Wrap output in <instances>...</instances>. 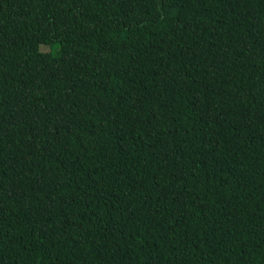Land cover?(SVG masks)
I'll return each instance as SVG.
<instances>
[{
  "label": "trees",
  "instance_id": "trees-1",
  "mask_svg": "<svg viewBox=\"0 0 264 264\" xmlns=\"http://www.w3.org/2000/svg\"><path fill=\"white\" fill-rule=\"evenodd\" d=\"M0 264H264V0H0Z\"/></svg>",
  "mask_w": 264,
  "mask_h": 264
},
{
  "label": "rangeland",
  "instance_id": "rangeland-1",
  "mask_svg": "<svg viewBox=\"0 0 264 264\" xmlns=\"http://www.w3.org/2000/svg\"><path fill=\"white\" fill-rule=\"evenodd\" d=\"M42 50H43V51H49V50H50L49 45H43V46H42Z\"/></svg>",
  "mask_w": 264,
  "mask_h": 264
}]
</instances>
